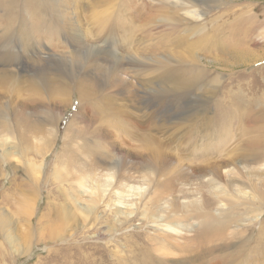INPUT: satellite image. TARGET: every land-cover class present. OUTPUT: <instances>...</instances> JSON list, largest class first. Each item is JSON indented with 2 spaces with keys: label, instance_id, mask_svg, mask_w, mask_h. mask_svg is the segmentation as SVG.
<instances>
[{
  "label": "bare ground",
  "instance_id": "obj_1",
  "mask_svg": "<svg viewBox=\"0 0 264 264\" xmlns=\"http://www.w3.org/2000/svg\"><path fill=\"white\" fill-rule=\"evenodd\" d=\"M137 1L54 0V4L43 1L41 7L45 6L47 11L38 12L37 27L36 24L19 20L17 24L12 23L11 20L1 24L0 20V162L4 160L10 162L14 173L21 171L24 175L25 180L22 182H28L27 190H18L21 192V197H24L21 198V203H25L20 210L27 217L25 220L28 224H25L27 226L25 229L30 242L28 254L32 247L31 233L34 228L32 225L37 229L36 232L34 230L37 241L43 242L44 239H53L55 235L53 227L70 225L75 228L82 225L88 217L90 218L97 201L91 203V198L83 200V193L88 191H91V194L99 193V182L101 181L105 182L104 189H102L103 194L111 193L118 199H125L128 204L124 209L133 211L132 207L135 205L132 201H135L137 187L132 180V173L128 171L123 173L121 169L115 172L119 161H114V164L110 163L112 158L110 150L103 154L101 151L100 154L97 153L99 159L93 162L95 166L98 164L108 166L107 169L105 167L106 173L104 174L106 175L103 177L101 174L92 173L93 167L86 166L81 161L88 160L82 151L87 146L90 149H95L96 143H93L94 141L86 142L83 146L70 149L74 145L73 140L83 135L82 130L73 129L70 123L66 126L65 133L70 135L71 142L62 141L63 148L61 149H64V153L55 157L56 165L54 167L49 165L48 168V172L52 170L54 173L57 172L52 178L53 181L48 172L42 178V162L38 164L37 159L45 158L44 156L50 152V144L47 143L49 137H53V124L55 123V127H57L64 116L61 111L58 113V117L54 114L58 100L59 102L67 101L69 107L73 98L82 102L88 96L98 95L105 109V115L100 118L101 128L98 130L101 135L99 137L103 139V145L107 146L111 138L110 134L115 135L116 132L127 137H140V149L145 156L144 164L136 171L137 177L140 179H150L153 178V175H159L152 170V162H162L165 161V156L168 157L169 148H165L166 145L160 143L154 135L161 129H166L163 124L167 122L168 115H164L170 111L169 106H173L176 110L182 107L186 110L180 117L181 122L173 126L175 130L179 129L176 137L178 135L186 136L196 127L195 124L200 116L205 120L200 125L209 131L212 129L224 130L233 121L239 125L244 121L242 117L232 115L223 118L213 115L205 119L203 113H205L206 104L210 99H213L220 88L219 84H216L220 81L217 74L233 72L237 66L244 62H252V56L246 51H240L231 58L229 57L230 59L223 54L217 55L215 52L222 48L218 36L224 32H233V35H259L260 39L264 40V2L252 5L245 17L237 15L239 21L234 23L231 21V13L236 15L238 6L234 4L233 0H223V15L226 16V19L218 26L210 25L211 34L197 33L195 36L198 42H205L207 48L195 49L191 48L195 44L189 41V36L192 34L190 30H186L182 26H175L171 27L172 30L169 32L170 28L160 17L170 16L172 19L174 15L178 14L180 17L178 22L197 21L200 15L192 6L196 0ZM219 1L201 0V3L204 2L205 5L210 3L212 6L209 8H217ZM244 7L249 8L246 5ZM186 8L191 9L186 10ZM156 10L160 12L159 30L155 28L156 21L153 15ZM257 10L260 11L259 15L256 13ZM48 12L50 16L45 20L46 24L43 25ZM127 13L130 15H126ZM144 15L145 17L141 21V17ZM223 25L224 27H222ZM44 31L47 32L49 40L43 36L42 32ZM49 33H54L58 38L61 37L62 46L60 45L61 41L60 44H49L50 39L54 38V35L50 36ZM44 38L49 43L44 41ZM229 43L226 41V44ZM67 50L69 52H66ZM43 54L46 59L42 58ZM228 55L230 54L228 53ZM262 60L264 57L251 64ZM184 64H187L190 70L182 68ZM206 70H210L211 75H214L212 76L214 80L203 74ZM192 71L202 76L200 82L195 83ZM27 76L30 78L24 79ZM23 88L28 92L27 97H39L38 100L35 103H29L26 99H22L19 92ZM230 94L233 92L229 91ZM41 99L44 100V103L38 105ZM258 99L260 98L252 97L251 101ZM187 104H191V106L186 107ZM221 106L222 104L215 105V115H218ZM93 107L95 108L96 105ZM129 108L132 111H129ZM33 109L44 111L45 113L42 114L45 116L41 120L32 119L31 110ZM76 113L73 115V120L81 122V118L77 117ZM165 118L167 119L165 120ZM249 120L253 125L252 129L243 130L240 135L243 139L231 148V152L225 151L229 140L222 141L220 131H218L220 136L217 137V141L221 142V154L219 155L221 173L225 175V179H228L229 192L232 189L240 188V190H235L236 194L230 192V195L234 196L232 200H227L221 195L222 198L217 196L214 201V209L222 211L225 208L236 206L238 202H244L245 206L249 205L251 208H255L251 219L241 218L229 229L228 236L233 238L237 236L238 240L240 239L236 245L241 249L237 252L236 258L239 264H253L251 259L253 253L249 249L251 237L246 234L247 230H242L244 225L241 223L246 220L250 223H257L264 213V126L261 125L264 123V111L261 112V116L260 114L256 117L251 115ZM161 122H163V128L158 126V123ZM117 123H120V126ZM178 125L180 126L178 127ZM110 147H114V145H110ZM103 148L105 147L103 146ZM208 160L206 158L203 162ZM165 162L167 163V160ZM22 166H25V169ZM60 167L66 173V177L63 179L59 175ZM77 168L85 172L86 179L70 178L68 173L70 171L72 173ZM41 182L53 186L58 195L62 196L63 203L55 205L52 212L51 208L48 209L45 204L34 224V215L40 200L37 194ZM56 182L62 187L58 188L57 185L55 187L54 183ZM114 183L115 187L112 188ZM185 198L188 199L184 201L187 206L198 210L196 200H192L190 197ZM27 199L28 201H26ZM254 202L257 207L252 204ZM157 210H161V207ZM51 215L52 218L46 219ZM116 217L120 221L121 217ZM116 217L114 218L116 219ZM45 221L47 223L44 224ZM117 221L109 223L107 228L117 226ZM230 222H233L232 219L227 221L220 218L211 219V226L214 229L204 231L200 233V236L209 239L220 232L218 236L222 240L225 237L224 231L229 227ZM6 224V216L0 215V229L5 228ZM38 228H41L42 233H39ZM9 240L14 246L18 239L12 236ZM258 241L260 243V240ZM259 253L263 252L257 250L255 255ZM87 259V257L83 258L86 264H97V262H88ZM141 261L144 262L143 259ZM178 262L192 264V260L188 257H183ZM115 264H118L117 260Z\"/></svg>",
  "mask_w": 264,
  "mask_h": 264
},
{
  "label": "rangeland",
  "instance_id": "obj_2",
  "mask_svg": "<svg viewBox=\"0 0 264 264\" xmlns=\"http://www.w3.org/2000/svg\"><path fill=\"white\" fill-rule=\"evenodd\" d=\"M43 1L54 4V0H0L1 24L7 20H11L12 23L17 24L19 20L20 22L33 25L36 24L37 27L36 19H38V12L47 11L45 6L41 7ZM137 2H144V0H138ZM233 2L238 8L236 9V15L231 13V21L237 23L239 21L237 15L245 17L251 10L252 5H259L264 2V0H233ZM222 3H224V1L220 0L217 8H209L212 4L209 3L205 5L204 2L201 3V0H196L192 6L200 15L197 21L178 22L180 18L178 14L174 15L172 19L170 16H162L160 19H163L170 28L169 32L172 30L171 27L175 26H182L186 30H190L192 34L189 36V41L195 44L191 48H207L205 42H198L195 35L197 33L211 34L210 25L215 24L218 26L223 23L226 16L223 15L224 7ZM245 5L249 6V8L244 7ZM156 8L158 7L156 6ZM188 9L191 8H186V10ZM256 13L259 15L260 11L257 10ZM126 15L129 16L130 13ZM153 15L156 21L155 28L159 30L158 18L160 12L156 10ZM49 16L50 13L48 12L43 25L46 24L45 20H47ZM144 17L145 15L141 17V21ZM224 25L222 27H224ZM155 31L157 32V30ZM42 33L43 36L47 37L49 40V36L46 34L47 32L44 31ZM42 33H40V35H42ZM51 34L52 33H49L50 36L54 35V33ZM53 37L54 38L50 39V43L46 38L43 40H46V42L51 45L60 44L61 41L60 45L62 46L61 37L58 38L55 35ZM260 38L261 36H255V34L252 36L233 35V32H224L222 35L218 36V41L222 43V48L215 52L217 55L223 54L226 58L230 59L231 56L236 53L246 51L247 54L250 53L249 55L252 56V62H244L240 66H237L233 72H219L217 74L220 81L216 84H219L220 88L213 99H210L208 104H206L207 107L203 115H205V119L213 115L217 118L232 115L235 117H242L244 119L243 123L239 125L236 121H233L229 123V127L224 128V130L212 129L209 131L200 125L205 122L204 118L200 116L195 124L196 127L186 136L182 137L178 135V137H176L179 129L175 130L173 126L181 122L180 117L186 110L183 109V107L176 110L173 106H169L168 109L170 111L168 114L165 113L164 115H168V119L165 118L167 122L165 123L163 121V125L166 129H161L154 135L158 138L160 143H163L164 146L166 145L165 148H169V152H167L168 157L165 156V161L167 160V163L165 161L157 163L152 162V170L159 175H153V178L150 179H140L136 174V171L144 164L143 158L145 159L140 149V137H127L124 134L116 132L117 134L115 135L110 134L111 138L108 141L109 144L107 146L103 145V139L99 137L101 135L98 130L101 128L99 125L100 118L105 115V109L98 95L88 96L82 102H79L77 98H73L69 107L67 106V101L63 100L59 102L58 100L54 108V114L58 117V113L60 111L63 112V119L58 123V128L55 127V123L53 124V137L50 136L47 143L50 144V152L44 156L45 158L37 157L38 164L42 162V178H44L45 173L48 172L49 165L53 167L56 165L54 162L55 157L61 156L64 153V149H61L63 148L62 141L65 143L71 142L70 135L65 133V128L70 123L73 129L83 131L81 137H76L75 140H73L74 145L70 147V149L83 146L86 142L94 141L93 143H96L95 149H90L87 146L86 149L82 151V154L86 155L85 158L87 157L88 160L83 159L81 161H83L82 163L86 166L89 165L93 167L92 173L101 174L103 177L106 175L104 173H106L108 166L106 167V165L103 164L95 166L93 162L99 159V155H96L97 153L100 154L101 151L103 154L107 150H110L112 157L110 163L113 162L114 164V161H119V165L115 172L121 169L123 173L127 171L132 173V180L137 187L135 201H132V203L135 204L132 207L133 211L124 209L128 204L125 202V199H118V197H114L111 193L103 194L102 189H104L103 185H105V182L101 181L102 183L99 182V193L94 192V194H91V191L83 193V200H89L91 198V203L97 201V205L91 213V217H88L83 221L82 225L75 228L70 225L53 227V231L55 232L53 239H44L43 242L37 241V235L34 234V230L36 232L37 229L32 225L34 227L31 233L32 247L28 254L27 251L30 242L28 233L25 229L28 224L25 220L27 217L24 216L23 211L20 210L25 203H21V198L24 197H21V192L18 191L21 189L23 191L27 190L26 184L28 182H22L25 180L24 175L21 171L14 173L10 162L6 160L1 161L0 215L4 214L6 216L7 224L5 228L0 229V264H86V261L83 260L84 257L88 258V262H97V264H115L116 260L118 264H180L178 260L183 259V257L191 259L192 264H233L234 262V264H239L236 258L238 255L237 252L241 251V249L236 245L239 243L240 239L238 240L237 236L235 238L228 236L230 234L229 229L241 218L251 219L255 208H251L249 205L245 206L244 202H238L236 206L225 208L222 211L214 209V201L217 196L221 195L225 199L227 198V200H232L234 196L230 195V192L236 194L235 190H240V188L232 189L229 192L228 179H225V175L221 173V159L219 156L221 154V142L217 141V137L220 136L218 133V131H220L222 141L229 140L225 151L231 152V148L243 139L242 136H240L243 130L252 129L253 125L249 117L251 115L256 117L259 116V114L261 116V112L264 111V60L256 64H251L253 61L264 57V40ZM226 41L230 43L226 44ZM69 51L67 50L66 52ZM228 53L230 55H228ZM41 56L43 59H46L44 54ZM182 68L190 70L187 64L182 65ZM192 73L195 83L200 82L202 76L193 71ZM203 74L206 77L214 76L211 75L210 70H206ZM28 78H30V76L24 77V79ZM211 79L214 80V77ZM229 91L233 92V94L229 95ZM27 93L28 92L24 88L19 92L22 99H26L29 103H35L38 100L39 97H27ZM252 97L260 99L251 101ZM43 103L44 100L41 99L38 105ZM216 104H222L220 111H218V115H215ZM94 105H96L95 108L93 107ZM185 106L189 107L191 104ZM129 111L132 110L129 108ZM42 113L45 112L42 110H31L32 119L41 120L45 116V114ZM75 113L77 117L81 118V122H75L73 120V115ZM163 122L157 125L163 128ZM117 124L120 126V123ZM261 125L264 126V123ZM179 126L180 125H178V127ZM138 135L141 136L140 134ZM110 145H114V147H110ZM103 146L105 148H103ZM206 158L209 160L203 162ZM62 167L58 169L61 179L66 177V173ZM22 168L25 169V166H22ZM48 173L51 174L52 179L57 172L54 173L52 170ZM68 174L72 179H86L85 172L80 171L78 168L74 169L72 173L70 171ZM18 177H21V179H18ZM42 180L44 181V179ZM54 184L55 187L56 185L58 188L62 187V185L57 182ZM114 187L115 183L112 188ZM46 192L48 193L47 195ZM22 193L24 194V192ZM27 195L29 197L28 192ZM221 196L219 198H222ZM37 197L38 199L40 198V200L36 207L37 211L34 215V224L42 213L45 204L48 209L51 208L52 212L55 205H61L63 203L62 196L58 195L53 186L50 184H43L42 182L40 190L38 189ZM185 197L196 200L198 203V210H194L192 207L187 206V203L184 201L188 199ZM26 201H28V199ZM88 203L90 204V202ZM252 204L257 207L256 202ZM159 206L161 210H157L160 208ZM119 207L123 208L120 209ZM116 216L121 217L120 221ZM50 217L52 218V215L46 219ZM114 217H116V219ZM214 218H220L225 221L232 219L233 221L229 223V227L224 231L226 238L224 237L222 240L218 236L220 232L216 233L212 238L209 237L210 240L200 236V233L214 229V227L211 226V219L213 220ZM259 219L260 221L257 223H250L248 220L241 223L244 225L242 230H247L246 234L251 237L249 249L253 253L251 257L253 264H255V262H258L256 264H264V213ZM114 221H117L118 225L108 229L107 225ZM45 223H47V221H45L44 224ZM38 231L42 233L41 228H38ZM43 232L45 233L44 230ZM12 236L18 239L14 246L9 240ZM258 240H260V243ZM225 243L228 245L227 247ZM257 250H261L263 253L255 255ZM142 259L144 262L141 261Z\"/></svg>",
  "mask_w": 264,
  "mask_h": 264
}]
</instances>
